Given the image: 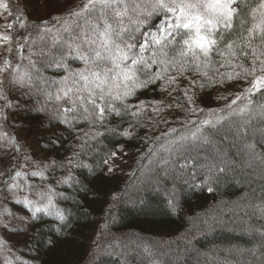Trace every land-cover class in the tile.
Returning a JSON list of instances; mask_svg holds the SVG:
<instances>
[{"label":"trees","instance_id":"obj_1","mask_svg":"<svg viewBox=\"0 0 264 264\" xmlns=\"http://www.w3.org/2000/svg\"><path fill=\"white\" fill-rule=\"evenodd\" d=\"M8 3L13 16L22 17L15 26L23 24L18 30L23 59L16 51L12 61L27 66L32 81L20 87L6 79L3 85L12 107L0 100L7 116L0 118V133H7L0 135V188L13 169L35 171L33 161L73 160L68 168H49L46 182L27 177L38 186L28 193L30 199H37L44 183L55 188L63 219L46 213L31 219L28 208L15 202L30 219L24 242L34 255L31 264H264V95L253 93L248 110L239 114L246 98L232 112L225 106L248 87L245 81L197 88L196 107L204 111L191 113L181 91L169 95L171 89L161 91L157 82L129 98L132 104L147 102L138 117L113 114L103 124H90L70 113L69 127L58 118L68 100H56L55 93L65 87L62 79L69 72L86 65L65 52L85 33L90 36L93 24L102 26L100 11L71 15L85 0ZM248 3L255 7L257 0ZM82 47L87 51L86 44ZM204 119L212 123L202 124ZM197 127L201 131L192 138ZM125 130L130 135H121ZM118 151L129 159L125 172L109 170L108 159ZM68 172L75 179L57 183Z\"/></svg>","mask_w":264,"mask_h":264},{"label":"snow or ice","instance_id":"obj_2","mask_svg":"<svg viewBox=\"0 0 264 264\" xmlns=\"http://www.w3.org/2000/svg\"><path fill=\"white\" fill-rule=\"evenodd\" d=\"M95 9L100 11L102 26L101 23L93 24L91 35L85 33L80 43L69 44L65 52L68 56L77 55L86 67L69 72L62 79L65 87L55 93L56 100H68L69 107L60 108L58 118L69 127L72 126V121L68 119L70 113L74 114L73 119H83L90 124H103L113 114L138 117L147 102L132 104L129 98L135 97L139 90L157 85V82H160L158 87L161 91L171 89L169 95L181 91L185 102L190 105L186 111L191 113L204 111L196 107L197 88L245 81L248 87L236 93L231 103L225 106L232 112V106L246 98L247 103L237 109L239 114L248 110L253 93L264 95V0H257L255 7L248 0H85L80 10L71 15L80 16ZM3 12L12 15L8 0H0V15ZM157 16L160 17L159 23L153 25L152 20ZM18 19L22 17L0 24V47L6 53L0 62V100L7 108L12 107V101L3 87V74H7L9 85L25 87L32 81L28 67L14 65L11 59L13 43L17 45V55L23 59V44L14 40L10 31H5L12 30ZM43 23L47 24V21ZM237 25L236 38L232 39L231 33ZM19 26L23 27V24ZM84 44L87 51L82 47ZM214 56L220 59L215 60ZM243 61H247V66ZM29 65H34V62L29 60ZM57 66L62 65L58 63ZM221 68L231 71H220ZM181 80L187 81V84L181 86ZM69 84L70 87L67 86ZM219 98L226 99L223 96ZM151 103L160 105L162 102ZM0 118L7 119L2 109ZM201 123L211 124L212 120L204 119ZM200 131L201 128L197 127L191 133L192 138H196ZM100 134L95 133L97 136ZM0 135L7 137V133ZM121 135L128 136L130 133L125 130ZM12 143L19 149L14 138ZM33 164L35 171L25 172L22 168L10 171L2 181L0 192L6 189L12 200L28 208L31 219H35L38 213L55 214L63 219L55 203V196L59 195L55 188L44 183V190L35 193L37 199H30L28 193L38 186L29 184L27 177L37 176L42 183L46 182L49 168H68L73 164L72 158L61 165H57L55 160L47 163L33 161ZM76 166L81 165L76 163ZM21 179L24 183H20ZM74 179L68 172L57 183L67 184ZM21 192L24 195H20ZM11 215L7 204L0 202V225L7 228L5 217ZM5 245L6 241L0 240V252L5 251ZM6 264H10L8 257Z\"/></svg>","mask_w":264,"mask_h":264},{"label":"rangeland","instance_id":"obj_3","mask_svg":"<svg viewBox=\"0 0 264 264\" xmlns=\"http://www.w3.org/2000/svg\"><path fill=\"white\" fill-rule=\"evenodd\" d=\"M13 13L9 15L8 12H3L0 15V24H5L7 22L13 21ZM19 26H14L10 31L14 40H18L20 43L22 42V35L19 34L20 31ZM12 53L11 59H13L15 52L17 51V45L15 43L12 44ZM6 53L4 48L0 47V62L3 61ZM4 80L7 79V74H3ZM235 137V136H234ZM215 148V147H214ZM222 153H226V151H222ZM173 152L170 154L172 155ZM223 155V154H222ZM223 165H226L227 158L224 157L221 159ZM108 167L112 171H123L125 172V167H129V159L126 156L124 151H118L115 155H112L108 159ZM192 180V178L190 179ZM3 193V194H2ZM0 194V202L7 204V206L11 209L12 215L9 217H5L7 221V228L3 225H0V240L6 241L5 251L0 252V264H6V257L10 258V264H31L34 255L28 249L24 242V235L27 233L30 226V219L27 214H24L23 211L18 209L15 204V201L11 199V194L7 192H2Z\"/></svg>","mask_w":264,"mask_h":264}]
</instances>
